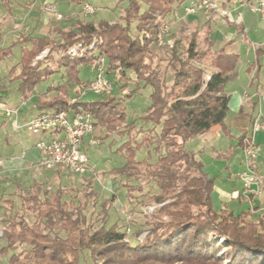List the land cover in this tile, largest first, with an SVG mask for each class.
Here are the masks:
<instances>
[{
	"label": "trees",
	"instance_id": "16d2710c",
	"mask_svg": "<svg viewBox=\"0 0 264 264\" xmlns=\"http://www.w3.org/2000/svg\"><path fill=\"white\" fill-rule=\"evenodd\" d=\"M124 1L121 22L76 19L72 27L58 28V40L50 36L20 35L0 48V60L21 45L20 72L14 75L16 66H12L9 74L14 75L11 79L21 80L18 89L25 100L39 83L64 68L63 81L46 89V93H56L40 96L37 108L77 110L81 107L92 114L95 127L105 129L100 142L111 135L125 136L119 149L126 162L112 171L130 180L145 165L148 183H155L159 190L154 195L161 204L158 210L167 219L159 218L133 244L127 231L116 225L103 224L93 230L79 217H73L63 188L46 197L36 190H26L22 205L35 213L38 220L25 224L14 217L8 219L1 234L5 244L0 243V264H80V254L85 249L89 250L94 264H264V214L255 221L249 219V212L236 214L226 206L216 209L212 200L215 177L209 176L196 152L187 145L191 138L216 125L230 135L225 121L230 96L225 88L236 75L239 53L229 52L225 46L213 49L216 40L210 34L204 38V47H200L197 34L192 33L182 52L178 40L168 48L158 45V33L167 17L186 0ZM85 2L76 0L77 5ZM206 23L211 33L210 19ZM77 44H81L82 51L70 54L69 49ZM45 50L47 53L42 55ZM168 50L175 68L170 85L153 65L154 57ZM255 52L258 61L263 48ZM99 55L106 56L112 73L120 69L124 86H132L127 93L122 92L125 89L122 87L121 98L113 93L95 94L87 89L90 81L81 80L80 66L90 65ZM53 61L57 70L51 67ZM72 82L84 91L71 96ZM147 86H150L151 104L140 119L149 128H139L143 137L138 141L132 136L136 124L135 119H128L125 98ZM90 92L93 97L86 96ZM74 97L76 101L71 102ZM246 137V132L238 137L242 148ZM143 145H154L159 153L155 163L136 158ZM194 207L198 208L197 212ZM55 222L60 223L66 237L45 233V226L53 227ZM19 245L29 247L8 257ZM6 257L8 263H3Z\"/></svg>",
	"mask_w": 264,
	"mask_h": 264
},
{
	"label": "rangeland",
	"instance_id": "374dc122",
	"mask_svg": "<svg viewBox=\"0 0 264 264\" xmlns=\"http://www.w3.org/2000/svg\"><path fill=\"white\" fill-rule=\"evenodd\" d=\"M87 2L90 3L95 10L93 13L84 12L83 8L86 2L82 3L79 7V14L82 18L97 21V19L100 20L101 17L104 16L105 18L102 19H107L111 22L122 21L121 16L123 14V7L126 3L124 0H88ZM216 2L219 5L221 4L218 0ZM30 3H32V1H30ZM45 5L43 3V12H50L44 8ZM29 6H31V4H29ZM236 6L240 9L238 11H232V17L229 16L228 12V14H219L220 12L215 9H210L209 11H199L204 13L202 16H195L197 13L185 14V11H181V9L176 10L166 19V23L169 24L170 28L165 37L171 41V45H175V42L178 40L180 52L183 51L188 41L187 38L192 33L197 34L196 36L200 47H204V38L207 34H210V36L214 39L216 38L215 40H220L216 45L218 46L224 39V35H221L219 30L223 27H230L232 25L231 23L236 22L234 19H238L236 27H232L230 29L235 32L236 30L234 29L237 28L238 24L240 25L245 21L248 39L250 40L249 43L251 44L250 52L252 54L251 56H253L254 52L252 47H254V45L264 43V19L261 18L259 13L251 10L247 1H244L242 5L238 4ZM208 16H211L210 20H212L211 23L213 24L212 29L209 28L211 29V33L208 32V23H206ZM131 26L132 31H134L135 22L132 23ZM18 37L19 35H13V37L9 36V38L8 36H5V38L0 36V45H9L10 38L15 39ZM239 37L243 39L241 35ZM231 42L232 41H230V43ZM21 53V45H17L13 49L10 56L0 60V82L4 81L5 83H10L8 84V90L10 91L14 88V85L17 82V79L14 80L11 78L16 75L19 70H16L14 75L9 74V71L12 66L19 65L18 67L21 69L19 64ZM45 53H43V55ZM153 65L156 73L161 78H165L167 84L170 85L173 81L175 73L170 50L165 53H160L158 57H154ZM51 67L55 70L58 69L55 61L52 62ZM242 67L243 66H240V71H242ZM90 70L89 65L80 66V76L82 81L83 79L86 81L92 77V72ZM64 71L65 69L62 68L60 71H56L51 74L47 80L39 83L34 89V99L37 100L36 95H38V92H45L48 86L52 84L56 85L62 82V74ZM127 73L129 74L130 72L127 71ZM108 77L114 84L112 93L121 98V89L124 86V80L117 79L115 73L108 74ZM77 86V83H70L69 94H71V96H76L78 94L76 92ZM124 87H127L130 90L132 89L131 85H126ZM53 93L55 92L46 95L50 96ZM149 94L150 86H147L146 88H142L141 91L135 93L132 97L125 98L128 119H135L136 124V129L132 132V136H136L138 141H140L143 137L139 128L141 126L144 127V129L149 128V125L144 124V121L140 119L151 104ZM86 96L93 97L94 94L90 92ZM12 109L17 110V108ZM25 109H27V106L23 108V111H26ZM31 109H33V107ZM17 115L18 114L16 112L9 117L17 118ZM229 121H231L230 118ZM16 122L17 121H15V124ZM216 129L220 132V135L222 136L221 138H224L225 135L221 132L220 126L215 128V130ZM104 133V128L97 127L96 131L94 130L92 134L94 138L93 140L97 141L92 145L85 142L83 143L82 148L88 157L89 164L88 169L83 173H74L62 166L42 165L40 161H38L37 167L34 166L36 173L43 171L48 173L40 181H33L29 179V185H26V183L25 185L27 188H24V183H21L23 181L22 179L17 180L14 179L15 177H13L12 174H5V166L1 167L0 165V243L5 244V239L2 238L1 234L9 218L14 217L17 221L25 224H33L38 220L35 213L28 211L26 207L22 205V196L26 190H36L39 192L41 197H46L59 188H63L66 192L64 199L70 204V210L73 213V217H79L85 225L92 227L93 230L103 224H105L106 227L116 225L119 229L127 231L128 239L133 244L139 241V239H141L146 232L152 228L154 223L159 218L162 217L163 219H167V216L161 215L158 210L161 204H158L155 201L154 195L157 194L159 190L157 189L155 183H148L149 181L146 179L147 174L146 171H144L145 165L141 166L139 171H135L138 173H136L135 178L130 180H128L125 176H120L112 171L117 168H121L126 162L125 156L119 149V145L126 139V137L111 135L103 142H100V138L104 135ZM188 146L192 147V141L189 142ZM1 151L2 150L0 149V156H3L2 154L5 152ZM158 155L159 153L154 150V145H143L140 150L137 151L136 158L140 161L155 163L158 159ZM203 160L207 163L208 170L210 172L209 176L215 177L216 180L217 189L216 193L212 192L213 196L215 198L216 196L220 198L223 195L220 189L229 193V190L227 189L228 186H225L223 189V184L228 185L230 183L228 182L227 175L221 177L224 175L223 174L220 175V177H216L215 175L219 174L221 171L217 168H214L213 170L211 169L210 165H208L209 160H211L209 157L207 158V156L204 155ZM211 162H213V160ZM1 163L2 160H0V164ZM251 195L255 196L254 194H250V196ZM259 198L261 200V204L264 205V194H261ZM249 200L252 199L249 198ZM253 203L250 202L249 209L252 213L249 216V219L258 220V216L263 213V210L256 211V208L252 206ZM244 207L246 208L247 204H244ZM240 209L241 207L238 208V210ZM194 211L197 212L198 208L194 207ZM45 233L53 236H67V233L61 227L59 222H55L53 227L45 226ZM28 247V245H19L16 250H11L9 252L8 257L14 251L25 250ZM8 257L3 259V263H8ZM80 264H94L88 249L81 252ZM176 264H181V262H177Z\"/></svg>",
	"mask_w": 264,
	"mask_h": 264
},
{
	"label": "crops",
	"instance_id": "0c3cea01",
	"mask_svg": "<svg viewBox=\"0 0 264 264\" xmlns=\"http://www.w3.org/2000/svg\"><path fill=\"white\" fill-rule=\"evenodd\" d=\"M30 1H32V3H30ZM196 1L197 0H186L180 8L181 11L184 10L185 6L192 5ZM218 1L221 2L220 5L218 4L220 7L217 10L220 12L219 14H225L223 13L224 11L226 14L229 13V16L232 17V11H238L240 9L236 5H242V3L247 0ZM254 1L256 0H251L250 2ZM43 3L44 5L46 3L53 4L56 11L63 16L61 18L58 17L57 12L55 11L43 12ZM29 4H31V6H29ZM80 5L81 4H76V0H0V36L3 38H5V36H8V38L9 36L13 37V35H26L32 37L50 36L58 40L60 39L58 34L59 27L65 29L72 27L76 19L90 21L88 18L84 19L80 16ZM203 14V12H198L195 16H202ZM102 18L105 17L102 16L101 19ZM210 18L211 16H208V19ZM93 21L97 23L99 20L97 19V21ZM234 21L237 22L238 19H234ZM210 22H212V20H210ZM236 22L231 23L232 25L230 27H223L219 30V32H221L220 34L224 35V39L218 46L216 45L220 40H216L214 44L215 47L213 46V49L225 46L227 51L236 52L240 55L236 75L227 83L225 88L227 94L230 96L229 111L225 120L230 129V135H226L223 132L222 127L216 125L209 131L191 138L187 145L192 141V147H188L196 152L197 158L203 162L204 169L208 174L210 172L207 163L203 160L204 155L211 159L209 160L208 165H210L212 170L217 168L221 171L219 174L215 175L216 177H220V175L223 174L224 175L221 177L227 175L228 182L230 183L228 185L223 184V189L225 186H228L227 189L229 190V193L220 189L223 193L220 198L217 196L215 198L213 196V193H216L217 189L215 180V188L212 193L214 207L220 209L226 206L236 214L245 211L249 212L250 216L252 213L249 209L250 202H254L252 206L256 208V211L263 210V213L258 216L259 218L264 214V205L261 204L259 198L261 194H264V189L260 194L255 196L244 194L245 188L239 174L245 170V162L243 148L238 143V137L246 132L247 136L253 138L258 148V167L264 174V52L258 61H256L255 52L258 48H263L264 51V43L254 45V47H252L254 55L251 56V44L248 39L246 23L244 21V23L240 25L238 24L237 28L234 29L236 30L234 32L230 28L236 27ZM212 26L213 24L211 23V29ZM240 35L243 39L239 37ZM16 39L17 38H10L9 41L11 43ZM230 41L232 42L230 43ZM3 46L4 45H0V48H3ZM18 66H16V70H19V73L20 69ZM240 66H243L242 71L239 69ZM250 67L251 70H248ZM18 73H16V75ZM93 77L94 75L92 73V77L86 81L83 79V83L91 81ZM16 81L17 82L11 91L8 90V84L10 83H5L4 81L0 82V149L5 152L2 154L3 156H0V160H2L0 165L1 167L5 166V174H12V176L15 177L14 179L17 180L22 179L23 181L21 183H24L23 187L27 188L26 185H29V179L40 181L48 172L45 173L43 171L36 173L34 166L37 167V163L40 161L41 156V151L36 144L42 136L30 132L26 128V123L33 116L46 111V109L40 110L37 108L39 97L52 92H38V95H36L37 100H35V94L33 91L25 100L18 89L21 80L17 79ZM1 85H4V87H1ZM125 88L128 89L127 87ZM129 90L130 89H128V91ZM53 92L56 93V91ZM25 106H27V109H25L26 111H23ZM6 107L17 108V110L15 109L18 114L17 118L15 117L16 119L5 114L4 108ZM32 107L33 109H31ZM229 118L231 121H229ZM257 120L261 121L263 127L254 131V123ZM15 121H17L16 124ZM218 126L221 128V132L224 133V138H221L222 136L218 129L215 130ZM97 127L101 128L96 126L95 131ZM46 137L47 135H44V138ZM93 139V135H87L85 137V143L92 145L94 144L92 141ZM94 141L96 142L97 140ZM212 160L215 163L211 162ZM249 198L252 200H249ZM244 204H247L246 208L244 207ZM239 207H241L240 210H238Z\"/></svg>",
	"mask_w": 264,
	"mask_h": 264
},
{
	"label": "built area",
	"instance_id": "2783aa9c",
	"mask_svg": "<svg viewBox=\"0 0 264 264\" xmlns=\"http://www.w3.org/2000/svg\"><path fill=\"white\" fill-rule=\"evenodd\" d=\"M249 5L251 10L259 13L261 18L264 19V0L250 2ZM219 7L216 0H197L194 4L185 6L184 11L185 14H195L210 9L218 10ZM44 8L47 11L57 12L50 3H47ZM83 9L86 13H93L95 10L90 3H85ZM223 13L226 14L224 11ZM57 15L62 17L61 13L57 12ZM169 28L170 26L166 22L161 27L158 33V45L166 47L173 45L165 37ZM91 47H94V44ZM81 49V44H77L69 49V53L77 54L82 51ZM45 52L47 53V50L43 53ZM90 69L94 77L89 82L87 89L99 95L112 94L114 84L108 77L112 70L108 67L106 56L99 55L95 57L90 63ZM115 76L117 79H121L120 69L115 71ZM76 90L77 93L84 91L80 85L77 86ZM122 92L127 93L128 90L124 89ZM75 101L76 97L72 98L71 102ZM4 112L7 116H10L17 111L6 107ZM261 127H263V124L260 120H257L254 123V131L259 130ZM26 128L30 132L42 136L36 144L41 151L40 163L42 165L62 166L74 173H83L88 169V157L82 145L85 142V137L92 135L95 130V120L89 111L81 107L77 110L72 107L62 110H46L33 116L26 123ZM44 135H47V137L44 138ZM92 141L95 143L94 140ZM257 150L253 138L247 136L243 147L245 170L239 174L245 188V195H258L264 189V174L258 167Z\"/></svg>",
	"mask_w": 264,
	"mask_h": 264
}]
</instances>
